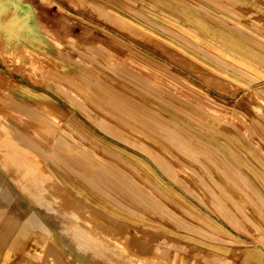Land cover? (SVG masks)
<instances>
[{"label":"rangeland","instance_id":"rangeland-1","mask_svg":"<svg viewBox=\"0 0 264 264\" xmlns=\"http://www.w3.org/2000/svg\"><path fill=\"white\" fill-rule=\"evenodd\" d=\"M58 147L107 194L60 185ZM208 253L264 264V0H0V264Z\"/></svg>","mask_w":264,"mask_h":264},{"label":"crops","instance_id":"crops-1","mask_svg":"<svg viewBox=\"0 0 264 264\" xmlns=\"http://www.w3.org/2000/svg\"><path fill=\"white\" fill-rule=\"evenodd\" d=\"M28 9H29L28 17L26 18V21L22 25H15V32H14L15 40L20 44H23L25 47L29 49L31 48V51H33L35 54H37V51H39L42 55L49 58V53L47 52L45 43L43 41H40V38L37 36L38 32L35 30V27L31 26L30 24L31 9L29 7ZM21 12H23V10H21L18 13ZM133 34L135 35L134 32ZM59 147L57 148L58 152L56 150L53 157H51L49 160L46 161H47V167L50 169V172L53 174V177L59 180L60 185H67L75 193L78 192V194L80 195L85 193V196H87L86 194L89 193L90 196L89 197L87 196L89 200H93V197L95 198L99 197V193L100 195L107 194L106 191H109V177L111 178L114 177V175L109 171V165L105 164V167H102L98 170H92L88 168L85 164H82V162H84L83 161L84 159L97 160L96 158L97 154L92 153L89 155L87 154V152H83V153L80 152L77 156H75L77 158V159L75 158V160H77V162L82 161L81 163L79 162L77 166L79 165L84 167V170H82L81 167L79 166H78L79 168L77 166L76 167L74 166L73 168L75 169L71 171L69 167L67 168L65 166V162L67 161V159L63 155H61V153H59L60 151ZM41 153L43 154L42 151ZM44 157L45 155L43 154V158ZM37 158H41V157H37ZM98 159L101 160L103 158L98 157ZM104 159L109 160V156L105 155ZM83 188H84V192H83ZM205 257L207 258H205L203 264H213V263L215 264L216 261L215 259L217 258H218L217 264H230V261L225 260L224 258H220V256H216L215 254L208 253Z\"/></svg>","mask_w":264,"mask_h":264}]
</instances>
